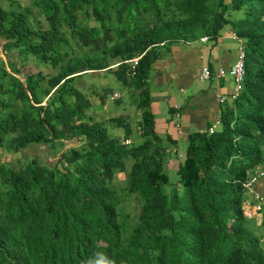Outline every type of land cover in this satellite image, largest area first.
Instances as JSON below:
<instances>
[{"label": "trees", "instance_id": "trees-1", "mask_svg": "<svg viewBox=\"0 0 264 264\" xmlns=\"http://www.w3.org/2000/svg\"><path fill=\"white\" fill-rule=\"evenodd\" d=\"M224 29L243 49L242 88L213 134L184 136L170 183L179 139L154 133L148 110L156 47ZM0 39L14 53L0 59V149L13 163H0V264H264V235L247 221L261 214L264 226V206L246 207L241 187L264 167V0H0ZM86 74L130 92L135 130L128 114L104 121L121 138L92 119L75 85ZM104 86L91 93L101 102ZM56 142L66 147L52 163L20 155Z\"/></svg>", "mask_w": 264, "mask_h": 264}, {"label": "crops", "instance_id": "crops-1", "mask_svg": "<svg viewBox=\"0 0 264 264\" xmlns=\"http://www.w3.org/2000/svg\"><path fill=\"white\" fill-rule=\"evenodd\" d=\"M240 47V40H235L229 29L220 31L215 39L201 37L193 41L157 46L158 55L151 65L146 82L148 110L152 116L154 133L162 138L175 140L180 139L181 135L204 131L218 121L222 107L231 105V102L226 99L220 104L216 101V96L226 97L232 89V81L227 77L221 79L210 77L206 81H199L198 75L200 69L204 67L209 70L230 67ZM114 66L116 64L111 67ZM99 76L97 84L105 85L101 82L105 76L101 74ZM112 94L117 95L114 100L119 99L118 93ZM126 94L130 97L129 91H126ZM94 97L97 101L92 99L90 109L93 118L98 114L99 116L105 114L107 115L105 119H108L119 114L115 110L107 113L103 111L106 110L105 101L101 102L97 96ZM133 105L130 102L128 107L135 109ZM137 113L136 118L132 120L135 122L133 130L137 128L139 112ZM176 113L178 118L175 119L173 115ZM217 128L218 126L216 130Z\"/></svg>", "mask_w": 264, "mask_h": 264}, {"label": "rangeland", "instance_id": "rangeland-1", "mask_svg": "<svg viewBox=\"0 0 264 264\" xmlns=\"http://www.w3.org/2000/svg\"><path fill=\"white\" fill-rule=\"evenodd\" d=\"M19 3L22 6H24V5H27L28 0H19ZM233 15H234V18H239L240 17V15L237 14V13L236 14L233 13ZM40 21H41V19H40ZM41 22L43 24V21H41ZM3 43H4V41L2 39H0V49H1ZM4 54L5 53H3V52L1 53L0 52L1 61L6 63L8 61H12L13 60V55H14L13 52L6 53L7 54L6 56ZM25 71L26 72H34L32 67L29 66V65L26 66ZM45 71L50 72L49 69L45 70ZM97 79L98 78H94V77L92 78V76L86 74L84 77H82V79L76 80V83H75L77 88H85L86 89L85 90L86 92L84 91V93L86 95L88 94L87 96H88L89 100L92 103H93V100L94 101H97V100L94 97L95 95L91 94V93L95 92L96 94H98L99 91H100V85L97 84V82L99 80H97ZM101 82L105 83L106 86H104V87H107L109 89V92L106 93V97H105V100H104L105 101L104 105L106 107L105 108L106 110H103V111H105L107 113V111L110 112V111L115 110L119 114H115L114 116L126 113V114H128L130 116L129 121L132 122L133 118H136L138 113H137V111L135 109L128 107V105L126 104L127 102H129V98L127 97L125 87L122 86L119 82H117L111 74H106L104 80H102ZM113 92L119 94V96H120L119 100H120L121 103H124L123 105L121 104L119 106H115L116 108H114V105H117V103L115 101H112V99L110 98V96H111L110 94H112ZM88 114H91V116H93V113L91 111L88 112ZM97 118H100V120H103V122H104V121H106L105 118H107V115L104 114V115L99 116V114H98L94 118L92 117V119H94V120L97 119ZM133 123H135V122L133 121L132 124ZM104 126L106 127L107 132H108L109 135H111L113 137L121 138V136H122V130L121 129L114 128V127H112L110 124H108L106 122H104ZM132 127H134V124L132 125ZM64 143L65 142H56V144H55L56 145L55 153H53L51 151V149L49 150L46 147V145H44V146H34L31 150H27L25 152H21L20 155H21V157H25L26 158L25 160H27L29 158H35V157L41 158L42 160L44 158H46L45 162L49 164V163H52V162L55 161L56 157L59 155L58 153L63 150L62 149L63 146L65 145V147H66V143L65 144ZM67 144L73 145L74 147L79 145L78 143L75 144L73 141L71 143L67 142ZM161 146L162 147H167L168 150L173 149L172 147H168L166 142H162ZM184 147H185V139H184V135H181L180 139L178 140V144L176 145V148L173 149L174 151L170 150L171 151L170 159L167 161L166 172H167L168 180H169L170 183H174L176 181V179H177V176H176V173H175L176 168H177V162H176L175 155L179 156L178 159H180L181 155L184 153ZM48 150H49V152H48ZM3 162L4 163L13 164V163H11L12 161L10 160V157L7 154L4 155L3 150L0 149V163H3ZM119 177L120 176H117V178H119ZM248 198L250 199V196ZM128 199H129V201H128ZM133 206H134V203H133L131 198L127 197V198L123 199L122 207H123L124 212L128 213L133 208ZM248 214L250 216L252 215L251 212H249ZM252 216L253 217H247L248 226L250 227L251 232H253V233L257 234V235H264V226H262V225L260 226L261 214L260 215L259 214H257V215L253 214ZM259 219H260V221H259ZM252 222H253V224H252Z\"/></svg>", "mask_w": 264, "mask_h": 264}, {"label": "built area", "instance_id": "built-area-1", "mask_svg": "<svg viewBox=\"0 0 264 264\" xmlns=\"http://www.w3.org/2000/svg\"><path fill=\"white\" fill-rule=\"evenodd\" d=\"M231 36L235 39L232 33ZM138 60L139 57H135L127 61V63L129 64L130 75L134 74V70L137 66ZM243 62H244V53L242 47H240L237 51L236 58L230 67L226 69L217 68L214 70H209L205 67L201 68L198 75V80L206 81L210 77H215L216 79H221L226 77L229 78L232 81V89L230 90L229 94L226 97L217 95L216 101L220 104L224 103L226 99L227 101L233 102L237 98L242 88V83L244 79ZM115 98H117V95L112 94L111 99H115ZM174 108L176 109L177 107L174 106ZM174 117L178 118V113H176ZM217 125L218 122L216 121L212 126L201 132L207 135H211L215 132V126ZM123 144H128V141L125 140ZM258 185L259 188H257ZM241 187L245 191V193L250 196V199L244 201L245 206L249 207L251 210H253L256 213L259 212L261 208L264 206V167L255 168L252 174L248 176L247 180L241 183Z\"/></svg>", "mask_w": 264, "mask_h": 264}, {"label": "clouds", "instance_id": "clouds-1", "mask_svg": "<svg viewBox=\"0 0 264 264\" xmlns=\"http://www.w3.org/2000/svg\"><path fill=\"white\" fill-rule=\"evenodd\" d=\"M114 67H115V66H114ZM237 97H238V96H237ZM115 99H116V98H115ZM112 100H114V99H112ZM231 103H232V102H231ZM217 122H218V121H217ZM217 126H218V125H217ZM217 126H215V131H216V127H217ZM125 145H126V144H125Z\"/></svg>", "mask_w": 264, "mask_h": 264}]
</instances>
